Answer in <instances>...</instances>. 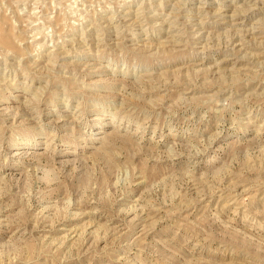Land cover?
I'll return each instance as SVG.
<instances>
[{
    "label": "rangeland",
    "instance_id": "obj_1",
    "mask_svg": "<svg viewBox=\"0 0 264 264\" xmlns=\"http://www.w3.org/2000/svg\"><path fill=\"white\" fill-rule=\"evenodd\" d=\"M0 264H264V0H0Z\"/></svg>",
    "mask_w": 264,
    "mask_h": 264
}]
</instances>
